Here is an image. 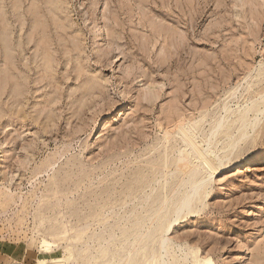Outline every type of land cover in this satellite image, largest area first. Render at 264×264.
Masks as SVG:
<instances>
[{
	"label": "rangeland",
	"instance_id": "obj_1",
	"mask_svg": "<svg viewBox=\"0 0 264 264\" xmlns=\"http://www.w3.org/2000/svg\"><path fill=\"white\" fill-rule=\"evenodd\" d=\"M261 95L264 0H0V248L113 264L142 207L185 184L184 128L202 143L230 106L221 149ZM247 130L173 223L180 264H264V160L245 163L264 155V112Z\"/></svg>",
	"mask_w": 264,
	"mask_h": 264
},
{
	"label": "bare ground",
	"instance_id": "obj_2",
	"mask_svg": "<svg viewBox=\"0 0 264 264\" xmlns=\"http://www.w3.org/2000/svg\"><path fill=\"white\" fill-rule=\"evenodd\" d=\"M263 107L264 95H261L259 99L252 101L250 104L238 105L237 109L231 113L236 114H234L235 117H233V124L235 125V128L239 132V134L234 135V132L228 133V138L226 139V141L224 139L225 143L223 144V147L221 149L216 148V150H214L212 148L213 146L211 147V145L214 138L220 132L226 130L224 129L226 127V124L230 123V120L228 119L231 117H229L228 115V112L231 110L230 106L225 105L224 110L227 115L219 118L215 125L212 126V129L210 130L211 132L209 133L207 138L204 141L202 140V143H199L197 141V138L194 137L196 134L194 132L195 130H188L186 129L187 127L184 128L183 132L181 133L186 141V145L185 147H183L182 156H184V158L186 159H189V164L183 165L179 169L183 170L187 177L186 182L184 181L185 184L183 183V185H185L186 187L184 188L185 190L181 192L180 188H183V185L179 186L178 189H174L175 191L170 197L167 194L161 196L157 204L158 207H155V204L154 206L144 205L142 207V209H144V223L139 222L140 224L135 226L134 228L132 227L133 229L130 232V235L134 236L133 238L136 240V242L132 244H123L119 247V249H117L116 253L113 252V264H180L188 260V254L186 253L185 248L181 244L176 243L173 238L169 237V232L173 226V223L177 222L181 218V214L183 212L185 213L186 210L188 213L195 212L194 206L191 208L190 204L198 195H200L201 190L204 189L203 187H206L207 182H210V180L213 179L212 176L215 172L218 171V169L222 167V165L224 164V160L229 157L233 149H235L239 145V143L243 142L247 137H249V130H247L248 125H250L251 128H256L258 126L259 122L261 121V114H263L264 112ZM219 150H222L223 153H220L222 151L219 152ZM192 157L197 160V162H199L198 164L196 163L197 167L191 168V165H193V163L195 164L196 162L195 160H192ZM259 160H264V155L257 158H248L245 160V163H257V161ZM201 164L203 165V167L205 165L208 168L207 172L204 169V176L200 173L203 172L199 167L201 166ZM149 197L150 195L148 194L146 196V204L149 202L147 201ZM169 214H171L170 219L168 218ZM110 239H113V237H111ZM154 239H157L160 245L158 254L153 253L154 251L149 252L147 249L149 243ZM104 240L108 242L107 239ZM137 242L142 243L143 246L145 245V249L141 251L140 245H138ZM107 250L108 247H105L103 243H101L96 252L93 251L91 253L89 260H93L94 257H98L101 260L102 258L107 256ZM120 251L123 252L122 255H120Z\"/></svg>",
	"mask_w": 264,
	"mask_h": 264
},
{
	"label": "crops",
	"instance_id": "obj_3",
	"mask_svg": "<svg viewBox=\"0 0 264 264\" xmlns=\"http://www.w3.org/2000/svg\"><path fill=\"white\" fill-rule=\"evenodd\" d=\"M0 264H14V259L12 254L9 251L0 248Z\"/></svg>",
	"mask_w": 264,
	"mask_h": 264
}]
</instances>
